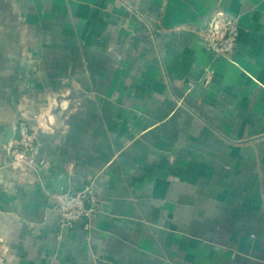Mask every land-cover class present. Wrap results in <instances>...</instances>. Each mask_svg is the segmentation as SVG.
Wrapping results in <instances>:
<instances>
[{
    "label": "crops",
    "instance_id": "1",
    "mask_svg": "<svg viewBox=\"0 0 264 264\" xmlns=\"http://www.w3.org/2000/svg\"><path fill=\"white\" fill-rule=\"evenodd\" d=\"M20 118L39 173L9 165ZM0 264H264V0H0Z\"/></svg>",
    "mask_w": 264,
    "mask_h": 264
},
{
    "label": "built area",
    "instance_id": "2",
    "mask_svg": "<svg viewBox=\"0 0 264 264\" xmlns=\"http://www.w3.org/2000/svg\"><path fill=\"white\" fill-rule=\"evenodd\" d=\"M238 37V23L228 13H221L219 20L213 18L203 29V41L215 58H231L236 50ZM38 124L45 128L48 121L39 120ZM40 146L37 127L31 126L27 119L20 118L16 125V137L7 146L9 165L16 170L32 169L39 173L45 164V160L38 158ZM92 194L91 187L79 192L68 190L53 193L52 210L60 224L73 227L83 218L93 216L95 208L88 205Z\"/></svg>",
    "mask_w": 264,
    "mask_h": 264
}]
</instances>
